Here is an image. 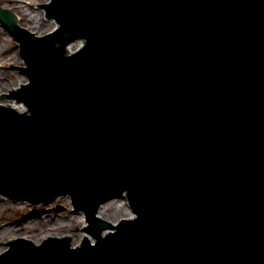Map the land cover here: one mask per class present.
<instances>
[{"label":"water","instance_id":"obj_1","mask_svg":"<svg viewBox=\"0 0 264 264\" xmlns=\"http://www.w3.org/2000/svg\"><path fill=\"white\" fill-rule=\"evenodd\" d=\"M37 6L42 35L0 7L28 78L0 95L26 107L0 103V192L69 194L94 240L8 239L0 264H264V0ZM123 192L134 217L101 218Z\"/></svg>","mask_w":264,"mask_h":264},{"label":"rangeland","instance_id":"obj_2","mask_svg":"<svg viewBox=\"0 0 264 264\" xmlns=\"http://www.w3.org/2000/svg\"><path fill=\"white\" fill-rule=\"evenodd\" d=\"M48 1L49 0H0V7L4 9L8 7L12 12L17 14L20 26H23L36 34H44L51 30L52 24L49 20L52 19L53 21V18L47 17L42 7L37 6V4H43ZM27 12L34 15L35 17L33 16L32 18L31 15L27 14ZM36 18L37 20L34 21L33 19ZM79 45L80 42H75L70 46L69 50L76 49ZM24 65L25 63L20 56L19 40L16 38L15 34L6 26L5 22L0 18V95L4 93L8 94L10 90L27 81V74L24 70L12 67H24ZM19 76H23L25 79L23 81H20L17 85L15 79ZM10 99L11 98H0V103L7 104ZM64 197L65 199L67 198V200H65ZM0 201L7 202L8 204L19 202L23 203V205H21L19 208L11 207L10 205H0V226H4L6 223H20L26 220V218H45V215L47 216L48 214L47 212L51 211L49 209L54 207H57V211L62 212L60 220H58L57 218L54 219L55 225L47 226L43 230L46 235L43 236L37 244H39L50 235L62 236L70 234L72 240L78 235L83 236L87 234V236H89L91 240H94L89 235V233L85 231L86 225L83 226L79 224L78 218L75 215L79 216V213L83 214V212L77 211L72 206L71 197L69 194H63L58 197L47 199L43 202L33 203L27 200L11 199L0 193ZM103 204L104 207H109L111 205L116 206V213L114 212L110 214L109 216H111V218L106 219L114 224L117 223L121 218L130 216L131 209L129 207L127 196L125 193L122 195L120 194L114 196ZM20 237H26L33 241L35 234L28 231L25 233L21 232L20 234L16 233L13 235H7L4 233V236L0 237V245L2 246V248L0 249V253L5 251L9 247V243L5 242V240L16 239ZM81 242L82 238L79 239L77 245L81 244Z\"/></svg>","mask_w":264,"mask_h":264},{"label":"bare ground","instance_id":"obj_3","mask_svg":"<svg viewBox=\"0 0 264 264\" xmlns=\"http://www.w3.org/2000/svg\"><path fill=\"white\" fill-rule=\"evenodd\" d=\"M8 8V7H7ZM9 9V8H8ZM16 17H17V22H19V18H18V15L15 14L14 12H12ZM28 15H31L32 18L34 15L30 14L29 12H27ZM35 17V16H34ZM34 21L37 20L36 19H33ZM52 24V28L55 26V22L51 20H49ZM70 46V45H68ZM25 78L23 76H19L18 78L15 79L17 85L20 81H23ZM8 105L10 106H14V107H17L19 109H23V107L19 104V103H15L13 100L10 99V101L7 102ZM60 196V195H58ZM56 196V197H58ZM65 199V197H64ZM67 200V198L65 199ZM10 205L11 207H20L21 205H23L22 202H19V203H12V204H8L7 202H2L0 201V205ZM115 207L114 205H111L109 207H104V204L101 205L100 209H99V216L105 218V219H110L111 216H109L110 214L114 213L115 212ZM51 210V211H49ZM47 212V216L45 215V218L44 217H38V218H26V220H24L23 222H20V223H16V224H13V223H6L4 226H0V237L4 236V233L7 234V235H13V234H20L21 232H31L33 234H35V237L33 238V241L35 243H38L40 241V239L46 235V233H44V229L47 227V226H53L55 225V221L54 219L57 218L58 220H60L61 216H62V212L61 211H57V207H54V208H51L49 209ZM128 210V208H127ZM79 211V210H78ZM116 213V212H115ZM130 213V211H129ZM56 215V216H55ZM77 218H78V221H79V224L80 225H83L85 226L86 224V219H85V215H83L82 213H79V216L78 215H75ZM30 219V220H28ZM6 220V218H5ZM42 231V232H41ZM41 232V233H39ZM85 236H87V234H85ZM88 238H90L89 236H87ZM82 238V235H78L76 236V238H73L71 243L73 246L77 245L79 239ZM91 239V238H90ZM2 248V246L0 245V249Z\"/></svg>","mask_w":264,"mask_h":264}]
</instances>
